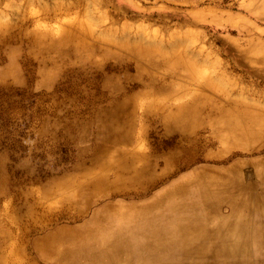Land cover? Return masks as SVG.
I'll return each instance as SVG.
<instances>
[{
  "label": "bare ground",
  "instance_id": "1",
  "mask_svg": "<svg viewBox=\"0 0 264 264\" xmlns=\"http://www.w3.org/2000/svg\"><path fill=\"white\" fill-rule=\"evenodd\" d=\"M58 30L63 34L57 40L46 31L27 34V44L38 48L35 59L14 53L1 73L17 76L21 62L29 67L37 60L38 76L49 84L66 65L61 61L70 49L76 54L84 52L94 64L96 56L101 63L115 61L107 71L101 70L98 62L93 69L70 73V90L79 93L75 100L82 97L77 113L84 112L85 121L101 132L98 141L82 147L78 156L90 152V161L97 163L98 169L86 171L80 181L64 178L57 184L58 202L66 208L54 216L47 211L38 213L44 207L38 202L11 203L23 214H12L8 219V231L3 233L10 255L0 258V264H38V260L47 264H264V158L252 165L258 170L255 183L247 182L249 172L243 175L248 164L242 160L229 166L192 167L200 156L219 158L236 147L258 149L264 142V105L228 104L226 99L218 102L198 92L177 103L158 99L156 94L161 91H178L174 82L178 68L198 89L213 93L219 89L204 69L176 46L163 50L143 46L139 40L133 45L125 41L99 45L90 41L91 28L79 19L62 24ZM21 40L20 35L5 34L0 47L4 42ZM67 45L70 49H65ZM126 58L134 61L133 76L128 74ZM141 63L152 72L144 70ZM136 79L140 87L134 90L127 83ZM87 86L92 91L84 92L85 97ZM148 123L162 124L165 132L179 135L169 146L171 152L162 154L160 139L146 148L143 142L150 135ZM82 129L75 137L78 141L87 131ZM206 130L208 135L203 136ZM212 146L219 147L216 156L206 151ZM189 168L190 175L153 198L149 196L157 184ZM7 179L0 177V181ZM64 188H69V193ZM119 194L128 196L129 201H114ZM23 195L17 190L14 194L16 198ZM58 219L65 223L55 222ZM29 249L37 261L28 256ZM14 254L23 260L15 261Z\"/></svg>",
  "mask_w": 264,
  "mask_h": 264
},
{
  "label": "rangeland",
  "instance_id": "2",
  "mask_svg": "<svg viewBox=\"0 0 264 264\" xmlns=\"http://www.w3.org/2000/svg\"><path fill=\"white\" fill-rule=\"evenodd\" d=\"M76 19L90 26V41L99 45L117 41L133 45L139 40L143 46L152 45L163 50L176 46L178 52L202 67L205 76L219 89L217 93L198 89L195 82L185 79L178 68L174 80L178 91H161L156 94L158 99L169 98L177 103L198 92L199 96L218 102L226 99L228 104L238 101L264 105V0H0V43L5 34L23 37L15 43L4 42L0 47V177H9L7 182L0 181V258L3 259L10 255L9 242L3 233L8 231V219L12 214H23V210L13 205L38 202L44 206V211L38 209V213L47 211L49 216H54L66 208L58 202L57 184L64 178L80 181L86 171L98 169V164L90 161V152L78 156L82 147L98 141L97 135L100 137L101 132H96L99 128L95 124L85 121L84 112L77 113L82 97L75 100L79 93L70 90L69 83L73 80L70 73L93 69L96 63L102 62L100 56L95 57L94 64L87 60L84 52L76 54L69 45L65 46L70 49L61 61L66 65L60 67L61 71L49 84L39 78L37 60L29 67L21 62L16 68L17 76L1 73L14 53L20 54L21 58L35 59L38 48L27 44V34L46 31L57 40L63 34L58 28ZM127 58L128 74L133 76L134 61ZM101 64V70L107 71V66H113L115 61L106 60ZM141 66L152 72L146 64L141 63ZM138 83L136 79L127 85L136 90L140 87ZM90 91L92 88L87 86L83 95ZM80 123L88 125L82 141L75 138L85 128L79 126ZM139 123L137 119L136 128ZM147 127L150 135L143 142L146 148L160 139L164 144L162 154L171 152L169 146L179 139V135L165 132L159 123H148ZM202 135L207 136L208 131H203ZM218 149V146H212L206 151L216 156ZM261 158H264V142L253 151L236 147L219 158L200 156L192 167L229 166L231 162L242 160L248 164L242 169L243 175L249 172L250 175L245 176L247 182L255 183L258 170L252 165ZM191 168L176 171L175 175L157 184L149 196L153 198L171 184L180 182L191 174ZM16 190L23 191L24 197L16 198ZM128 199L122 194L114 197L117 202H128ZM135 201L142 203L143 200ZM55 222L65 223L64 219ZM28 252V256L37 261L36 254L31 249ZM13 259L23 260L20 254H14ZM38 264L47 263L38 260Z\"/></svg>",
  "mask_w": 264,
  "mask_h": 264
},
{
  "label": "crops",
  "instance_id": "3",
  "mask_svg": "<svg viewBox=\"0 0 264 264\" xmlns=\"http://www.w3.org/2000/svg\"><path fill=\"white\" fill-rule=\"evenodd\" d=\"M257 219H255L254 221H256ZM254 221H252V222H254Z\"/></svg>",
  "mask_w": 264,
  "mask_h": 264
}]
</instances>
